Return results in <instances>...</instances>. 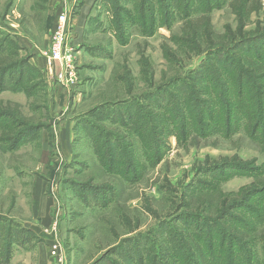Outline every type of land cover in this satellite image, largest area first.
<instances>
[{
  "label": "rangeland",
  "instance_id": "1",
  "mask_svg": "<svg viewBox=\"0 0 264 264\" xmlns=\"http://www.w3.org/2000/svg\"><path fill=\"white\" fill-rule=\"evenodd\" d=\"M45 1L0 0V17L50 56L46 31L73 6L54 25L32 7ZM74 7L86 17L71 39L76 80L58 81L57 61L53 85L41 83L31 101L0 98V112L11 117L0 118L1 238L20 239V220L37 223L54 237L56 254L50 247L48 257L56 264H228L233 244L264 264V78L249 68L264 49V0H79ZM18 60L0 55V69ZM238 83L261 103L259 122L249 124L239 109ZM19 132H27L20 142L31 152L9 155L3 143ZM45 141L54 153L49 164ZM109 145L119 156L113 167L99 156ZM15 167L50 178L49 225L32 216L28 177L21 199L5 179Z\"/></svg>",
  "mask_w": 264,
  "mask_h": 264
},
{
  "label": "crops",
  "instance_id": "2",
  "mask_svg": "<svg viewBox=\"0 0 264 264\" xmlns=\"http://www.w3.org/2000/svg\"><path fill=\"white\" fill-rule=\"evenodd\" d=\"M48 1V4L47 2ZM45 7L42 5H39L38 3L32 5V7L35 9L38 7V10H44V13H47V16L51 15L53 18H50V22L54 25L56 20L58 19V15L62 12H65L72 6H76L77 3H79V0H46ZM49 6V7H48ZM40 8V9H39ZM83 15L77 14L75 20H74V26L70 28L72 30V35L74 36V39L84 31V26L86 22V17L81 19ZM1 18V17H0ZM47 33L45 34V47L48 46V41L51 39L53 34V28L51 30L47 29ZM6 34L9 35L11 39L17 44V49L19 51V56L21 58L27 59L28 63L26 64L27 69L31 70V74L26 76V81H29V84L31 85V92L30 94L27 93L25 90H13V89H5L0 92V98L5 99H11L14 101H18L20 103H26L31 101L30 95L35 91L36 88H39L41 83H48L49 87H51L52 84V78L55 76V68L53 69L52 75H50L47 70V55H45L42 48L37 46L33 40H29L28 38H25L23 33L17 28L15 24L7 22V20L1 18L0 19V40L6 36ZM0 55L4 56L7 52H10V50L7 48V46L3 45L0 46ZM49 48V47H47ZM56 65V63H55ZM26 74L27 72L24 71ZM50 79L48 81L47 79ZM47 80V81H46ZM45 81V82H44ZM56 85V83H55ZM49 91H54L50 90ZM33 95V94H32ZM76 118V117H74ZM69 122V121H68ZM78 122V123H77ZM70 128L71 123L76 124L79 126V119L76 121H70ZM47 127H49L51 134L55 133L53 128L52 122L46 124ZM73 127V126H72ZM41 128L40 126L34 127L31 131L34 129L37 132V129ZM70 128L67 126V128L62 131L63 138H64V144L63 146L67 147V149H70ZM28 134L31 138V136H34V133ZM35 132V133H36ZM41 132V130H39ZM58 134V133H57ZM31 142V141H30ZM47 143L42 142L41 150L45 152V160L44 162L46 164H49L52 159L54 158V153L52 152V147L48 145L45 146L43 144ZM27 142L20 143L16 148H10V154L9 155H15L16 153H21L22 150H29L31 152L30 146H26ZM13 147V146H12ZM62 155V154H61ZM63 157V156H62ZM59 159L58 157L55 158ZM70 160V159H69ZM16 166V165H15ZM28 177L26 181H30L29 184V197L31 198L30 201V211L32 213V216L36 217L35 219L42 221L45 225L51 223V220L54 219L53 214L50 213L51 207L55 206V196H53V192L48 189L47 185L50 180L49 177L40 176L39 179H36L34 175V171L24 172L21 171L20 168H14L8 169L5 173V179L11 178L13 179V188L18 190V199H21L27 194H22V185H23V177ZM12 185V184H11ZM53 216V217H52ZM48 224V225H49ZM17 225V228H20V235L22 237L20 239L14 238H7L2 239L0 234V264H56L54 259H49V248L51 245H53V235L51 236L45 228L42 229V226H40L37 223L30 224L26 223L25 221H19ZM12 228V227H11ZM13 232V229H10ZM15 230V229H14ZM11 233H9L10 235ZM7 246L8 249L4 253V246Z\"/></svg>",
  "mask_w": 264,
  "mask_h": 264
},
{
  "label": "trees",
  "instance_id": "3",
  "mask_svg": "<svg viewBox=\"0 0 264 264\" xmlns=\"http://www.w3.org/2000/svg\"><path fill=\"white\" fill-rule=\"evenodd\" d=\"M260 6H261V3L259 5V7H257L255 10H260ZM203 17H205V16H202L199 19H202ZM3 45L7 46V48L10 50L11 53L19 55V51L17 49V44H15L13 39H11L8 34H6V36H4L0 40V46H3ZM260 48H261V51H258L259 53L255 57L258 60L255 61V60L251 59V61L249 63L251 65H250L249 68H250V70L252 72L258 73L260 75V77L264 78V64H263V62H264V49L262 48V46H260ZM0 50H1V47H0ZM27 63H28L27 59L21 58V60H18V62L12 63V64H10L8 66H4L3 68L0 69V92L2 90H5V89H13V90H25L27 93L30 94L31 85L29 84V81H26L25 79H26V76L30 75L32 71L27 69V67H26ZM24 71H26L27 74ZM246 74H248V73H246ZM241 75H242L243 78L244 77L247 78V76H245L244 73H241ZM238 85H239V90H240V92L238 93L239 100H240L239 109L244 113L246 119L249 121V124H251V121L253 122L255 120H258V122H259L262 119V117L259 116V115H261V112H262L261 103L257 102L256 100L252 101L251 97L249 96V93L252 92V90L249 87L247 88L246 86H243V84H242V86H240V83H238ZM258 86L261 89V87H264V82L258 84ZM257 90H258V88L256 87L255 88V92ZM243 96L245 98H244V100H241L243 98ZM256 102H257V104H256ZM257 111L259 112V114L257 113ZM1 117L9 118L10 115H8L7 113L0 112V118ZM258 126H260V125H258ZM32 129L33 128H31L27 132L30 133V131ZM27 132H19L17 137L14 139V142H13V140L12 141L8 140L7 142L3 143V145L4 146H9L10 148H13V149L16 148L21 143L20 142L21 139L22 140L24 139V135ZM8 139H10V138H8ZM97 151L99 153V149ZM99 156H100L101 160H102V156H103V159H104L103 161H105L109 166H112V167H113V165L115 163V160L117 158H119V156L115 152L112 151L111 145L106 146L105 149H104V152L103 153H99ZM2 225H3V223L0 224V234L4 230ZM213 234H215V233L211 232L209 240L215 238V237L212 236ZM231 236H233V235L231 234ZM236 237L238 238V236H236ZM223 246L224 245H221L220 247H218L219 250ZM234 246L239 247L237 249V251L234 249ZM231 247H232V250H234V252H235V257H234V259H233L232 255H231L230 259L225 257L224 260H227L226 263H228V264H240L239 260L241 259L242 256L246 257L245 261L241 260L242 262H244V264H256L257 263V261H255L256 260L255 259V254L253 253L252 250H248V249H246V247L243 246L244 247L243 248L241 246H238L237 244H233V245L230 246V248ZM7 249H8V247L5 245L4 246V253H5V251H7ZM244 249H245V251H244ZM213 252L217 253V251H213ZM228 253L231 254V252H228ZM224 256L225 255H223L222 258H224ZM229 256L230 255H228V257ZM201 261H202V258L200 259L199 262H201ZM205 263H206V260L204 259V264Z\"/></svg>",
  "mask_w": 264,
  "mask_h": 264
},
{
  "label": "built area",
  "instance_id": "4",
  "mask_svg": "<svg viewBox=\"0 0 264 264\" xmlns=\"http://www.w3.org/2000/svg\"><path fill=\"white\" fill-rule=\"evenodd\" d=\"M75 7L73 6L67 13H62L57 21V27L51 37L50 56H47V72L52 75L55 63H60L61 70L58 73V81L66 83L69 80L74 82L77 78L74 48L71 46V39L74 38L70 28L74 26L76 18ZM69 39V40H68ZM53 254H56L57 245H51Z\"/></svg>",
  "mask_w": 264,
  "mask_h": 264
}]
</instances>
